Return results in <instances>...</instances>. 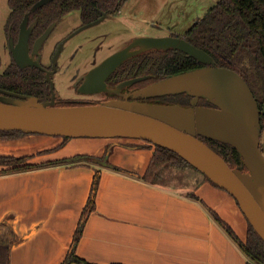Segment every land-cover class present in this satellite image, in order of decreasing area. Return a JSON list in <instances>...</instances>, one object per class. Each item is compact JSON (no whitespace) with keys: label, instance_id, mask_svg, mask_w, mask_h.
I'll use <instances>...</instances> for the list:
<instances>
[{"label":"crops","instance_id":"obj_1","mask_svg":"<svg viewBox=\"0 0 264 264\" xmlns=\"http://www.w3.org/2000/svg\"><path fill=\"white\" fill-rule=\"evenodd\" d=\"M63 140L40 133L0 139V154L32 155L28 163H44L77 154L102 156L111 149L108 160L134 174L88 159L0 174V221L11 217L20 238L11 264L64 261L97 169L96 207L76 246L78 256L94 264H247L242 248L200 199L242 239L248 231L245 214L228 191L194 175V168L187 169L190 182L182 189L161 180L147 182L142 176L154 146L130 137H73L57 150L39 153Z\"/></svg>","mask_w":264,"mask_h":264},{"label":"water","instance_id":"obj_2","mask_svg":"<svg viewBox=\"0 0 264 264\" xmlns=\"http://www.w3.org/2000/svg\"><path fill=\"white\" fill-rule=\"evenodd\" d=\"M52 0H38L33 10ZM27 14L21 24L19 42L11 48L22 64L39 63L29 56L28 42L32 27L27 28ZM99 18L85 25L102 21ZM51 25L37 40L36 49L52 30ZM178 48L197 57L206 65L167 76L135 90L124 99H109L97 104H56L57 92L51 73L62 45L54 56V69L48 72L52 95L39 100L35 95L15 93L0 88V129H21L71 137H130L149 140L168 147L209 176L237 201L247 220L264 239V147L261 146V113L258 100L246 79L236 70L215 65L212 55L186 38L177 35L141 36L115 51L84 75L79 90L83 93L122 90L149 75L136 76L110 87L107 79L128 58L151 49ZM24 65V64H22ZM192 95L190 105L140 101L170 93ZM204 96L214 105L199 104ZM199 136L232 144L243 156L244 164L233 168ZM247 167V171L243 167Z\"/></svg>","mask_w":264,"mask_h":264},{"label":"trees","instance_id":"obj_3","mask_svg":"<svg viewBox=\"0 0 264 264\" xmlns=\"http://www.w3.org/2000/svg\"><path fill=\"white\" fill-rule=\"evenodd\" d=\"M38 0H8L10 14L6 23V31L18 32L19 24L28 13L31 21H36L35 35H39L50 22L60 21L64 15L80 10L84 22L94 21L104 15H117L120 13L128 0H52L36 10L33 5ZM186 38L196 46L204 49L213 57L215 65L232 68L239 72L249 83L253 90L259 107L262 110L261 124L264 132V0H218L203 17L183 34L173 33ZM206 63L197 57L178 49H151L128 58L107 79L110 86L136 76L149 75L146 79L136 82L129 87H140L161 80L167 76L202 67ZM0 87L19 93L35 95L39 100H48L51 97V89L45 74L37 67L21 69L16 64L9 65L0 74ZM192 95L187 92L170 93L149 97L148 101L158 103H180L190 105ZM97 102L80 101L78 99L57 97V105H82L96 104ZM201 105H214L207 97L202 96L199 100ZM261 133V136H262ZM30 133L21 129H0V139L17 138ZM63 142L55 147L40 150L39 153H47L57 150L73 137L64 135ZM220 155L233 168L243 166V156L232 144L199 136ZM150 146H154L153 156L143 179L147 182H156L163 167L173 164L178 166L190 165L189 161L176 151L155 144L149 140ZM264 147V142H261ZM111 149H107L102 156L91 154H77L72 157L56 159L44 163H28L32 155L14 156L0 154V174L31 170L48 165H57L88 159L94 162H106L108 167L134 174L133 171L115 165L108 160ZM195 168V167H194ZM243 169L247 171V167ZM204 179L217 187L209 176L204 174ZM101 178V170L97 169L88 201L84 207L79 227L75 233L70 252L61 264L79 262L81 264H94L80 257L76 253L85 223L91 212L96 207V196ZM221 188V187H220ZM194 198H199L195 193ZM200 199V198H199ZM201 202L208 208L216 221L238 243L248 257L247 264H264V239L248 221V233L242 239L234 227L226 221L215 209L205 201ZM237 201V200H236ZM238 203V201H237ZM19 236L15 230L13 219L7 217L0 221V264H11V250L19 242Z\"/></svg>","mask_w":264,"mask_h":264},{"label":"rangeland","instance_id":"obj_4","mask_svg":"<svg viewBox=\"0 0 264 264\" xmlns=\"http://www.w3.org/2000/svg\"><path fill=\"white\" fill-rule=\"evenodd\" d=\"M217 2L218 0H128L119 14L107 17L70 37L57 59L58 70L54 77L56 89L63 98H100L98 96L88 98L90 96L76 92L75 83L80 75L115 51L127 46L136 37H161L185 33ZM9 12L8 0H0V74L10 61L4 32ZM81 21L80 10L67 13L49 40L48 52L53 50L51 48L60 36L76 28ZM261 142H264V132ZM189 168L194 167L169 164L161 169L157 180L182 189L184 184L190 182V173L187 172ZM194 171L192 172L196 173L194 175H203L196 168Z\"/></svg>","mask_w":264,"mask_h":264},{"label":"flooded vegetation","instance_id":"obj_5","mask_svg":"<svg viewBox=\"0 0 264 264\" xmlns=\"http://www.w3.org/2000/svg\"><path fill=\"white\" fill-rule=\"evenodd\" d=\"M11 11V9H10ZM81 13V12H80ZM10 14V12H9ZM8 14V16H9ZM28 14V13H27ZM26 14V15H27ZM25 15V16H26ZM29 15V14H28ZM8 16H7V19H6V22H5V25H4V32H5V36H6V40H7V43L5 44L8 51H9V54H10V61L9 63L7 64L6 68L9 66V65H13V64H16L19 68L21 69H28L30 67H37L39 69H41L43 71V73L45 74V80L48 81L47 79V73L48 72H52L53 69H54V56H55V53L57 52V50L59 49L60 45H62V48L63 46H65L66 42L70 39L71 36H73V34H76L82 30H84L85 28L89 27H84L85 25H87L88 23L92 22V21H88V22H84L81 18V24L78 25L76 28L72 29L70 32H67L66 34L60 36V38L56 41L55 45L53 48L52 51L48 52V49H47V45L49 44V40L50 38L54 35V33H56V29L58 28L59 24L62 22V19L58 22H50L47 27L43 30V32L39 35H35V29H36V21H31V18L29 16L28 18V21H27V24H26V27L27 28H30L32 27V31L30 33V38H29V42H28V48H29V56L31 57L32 60H34L35 62H39L38 64L37 63H26V62H22V64H20L15 58H14V55H13V51H12V48H11V40L13 41V44L14 46L17 45V43L19 42V36H20V30H21V24L25 18V16L23 17L22 21L20 22L19 24V29H18V32L16 33L15 31L14 32H8L6 31V23H7V20H8ZM65 16V15H64ZM63 16V17H64ZM111 16H115V15H104L100 18H107V17H111ZM99 19V18H98ZM102 19V20H103ZM97 20V19H96ZM95 21V20H94ZM53 25V28L52 30L50 31V33L48 34L47 38L42 42V44L40 46H38V48L36 49V42L38 40V38L51 26ZM91 26V25H90ZM53 41V40H52ZM142 53V52H141ZM56 65H57V70H58V61H56ZM5 68V69H6ZM57 70L53 73H51V78L53 80L56 73H57ZM88 72V71H87ZM83 73L82 75H80L75 83V89H76V92L83 95V96H90L88 98H92V97H100L98 99H78L80 101H90V102H97L99 101L100 103H102L103 101H106V100H109V99H113V98H116V99H124L125 96L123 94H126V95H129V99H133L132 97V93L139 89V88H142L144 86H140V87H125L123 90H122V95L119 94V93H114V92H100V93H94V94H88V93H83L79 90V87L80 85L83 83L84 81V75L87 73ZM48 83L50 84V82L48 81ZM119 84V83H118ZM117 84V85H118ZM109 85V84H108ZM116 85V86H117ZM110 86V85H109ZM116 86H110V87H116ZM0 88H3V87H0ZM55 88H56V85H55ZM5 89V88H3ZM50 89H51V84H50ZM8 90V89H6ZM12 92H15V91H12ZM52 92V91H51ZM56 92H57V97H58V94L59 96L63 97L62 95H60V93L58 92V90L56 89ZM15 93H19V92H15ZM20 94H24V93H20ZM52 95V94H51ZM51 98V97H50ZM65 98V97H64ZM70 99H75V98H70ZM140 101H148V98H141L139 97L138 98ZM49 100V99H48ZM150 102V101H149ZM56 104H57V98H56ZM97 104V103H96Z\"/></svg>","mask_w":264,"mask_h":264}]
</instances>
